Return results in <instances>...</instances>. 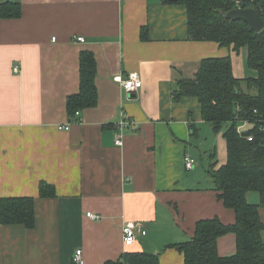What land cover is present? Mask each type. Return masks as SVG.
Masks as SVG:
<instances>
[{
	"label": "crops",
	"instance_id": "crops-1",
	"mask_svg": "<svg viewBox=\"0 0 264 264\" xmlns=\"http://www.w3.org/2000/svg\"><path fill=\"white\" fill-rule=\"evenodd\" d=\"M19 1L20 17L0 16V198L33 197L35 215L32 228L0 224V264H74L79 248L84 264H118L128 251L184 264L174 244L191 239L200 219L233 224L236 212L209 173L211 153L217 167L226 163V141L196 97L174 99L176 83L213 56L231 55L236 77H257L248 65L243 76L235 71L237 55L247 63V48L191 39L179 0ZM83 51L96 59L97 102L76 115L67 99L80 89ZM132 71L143 80L136 92L114 80ZM123 112L132 123L117 145ZM196 144L208 162L193 154ZM42 181L54 196H41ZM247 197L260 201L256 191ZM259 213L264 223V207ZM128 221L146 229L131 245L123 240ZM218 252H236L234 233L218 238Z\"/></svg>",
	"mask_w": 264,
	"mask_h": 264
},
{
	"label": "trees",
	"instance_id": "trees-1",
	"mask_svg": "<svg viewBox=\"0 0 264 264\" xmlns=\"http://www.w3.org/2000/svg\"><path fill=\"white\" fill-rule=\"evenodd\" d=\"M187 9L189 37L212 40L230 46L237 53L247 48V65L257 77L239 78L233 72L232 56H213L201 60L191 78L181 77L174 99L196 97L202 117L214 132L222 133L227 145V161L217 167L211 153L209 173L225 206L236 212L233 224H224L218 216L200 219L194 236L174 244L184 255V264H264V223L259 209L264 207V28L255 31L247 22L226 18L236 7V0H179ZM243 7H253L264 18V0H241ZM22 12L19 0H1L0 16L18 18ZM97 102L96 59L91 51L80 56V89L68 96L70 112L90 107ZM247 121L250 129H239ZM250 191L259 194L251 202ZM40 194L54 196V186L42 181ZM34 198L8 196L0 198V224L34 226ZM232 232L236 252L220 255L218 238ZM118 264H160L158 254L145 251L125 252Z\"/></svg>",
	"mask_w": 264,
	"mask_h": 264
},
{
	"label": "built area",
	"instance_id": "built-area-1",
	"mask_svg": "<svg viewBox=\"0 0 264 264\" xmlns=\"http://www.w3.org/2000/svg\"><path fill=\"white\" fill-rule=\"evenodd\" d=\"M77 41L84 42L85 38L83 36L76 37ZM17 69V68H16ZM114 80L120 83L128 92H136L138 91L142 85L143 80L141 75L137 71H132L128 74L127 77H123L121 75L115 76ZM76 115L79 114L77 110ZM247 122V121H246ZM132 121L127 117L126 113L123 112L121 119L116 123L117 128V135H116V144L122 145L123 144V137H124V130L127 128ZM64 128L69 129V126H64ZM185 167L187 169H192L195 166V159L190 153H186L184 157ZM87 215L97 219L99 215L94 214L92 212H87ZM123 232V240L126 245H131L135 240L138 234H146V229H144L141 225L137 224L133 221H128L122 229ZM84 256H83V249L79 248L76 250L73 256V263L74 264H84Z\"/></svg>",
	"mask_w": 264,
	"mask_h": 264
},
{
	"label": "water",
	"instance_id": "water-1",
	"mask_svg": "<svg viewBox=\"0 0 264 264\" xmlns=\"http://www.w3.org/2000/svg\"><path fill=\"white\" fill-rule=\"evenodd\" d=\"M177 1V0H171ZM226 18L243 20L248 23L251 29L260 31L264 28V18L253 7H236L225 14Z\"/></svg>",
	"mask_w": 264,
	"mask_h": 264
},
{
	"label": "rangeland",
	"instance_id": "rangeland-1",
	"mask_svg": "<svg viewBox=\"0 0 264 264\" xmlns=\"http://www.w3.org/2000/svg\"><path fill=\"white\" fill-rule=\"evenodd\" d=\"M243 55H244V53H242L241 55H237L235 57V62H236L235 63L236 64L235 71L239 73V76H243L247 72H249L248 71V67H247V63H246V59L243 58ZM238 126H239V129L243 130V131H246V130L250 129V127H251V125H249L246 121H240ZM206 137H207V135H203L202 136V139H201L202 142L205 141ZM224 144H225V142H223V146H224ZM219 147H220V144H219ZM201 150L204 151L203 147L199 146V148H198V146L196 144V147H195V149L193 151V154L199 159V162H201V160H202V163H206V162H208V157H205V154L200 155V151ZM224 151L225 150H224V147H223V151H220V154H219V159H220L221 162L222 161L224 162V160H226V155H225Z\"/></svg>",
	"mask_w": 264,
	"mask_h": 264
}]
</instances>
